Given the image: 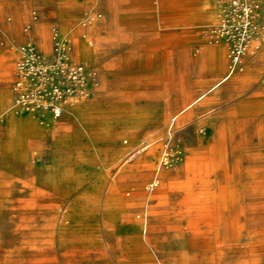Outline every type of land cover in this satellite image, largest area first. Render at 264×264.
Segmentation results:
<instances>
[{
    "label": "rangeland",
    "instance_id": "1",
    "mask_svg": "<svg viewBox=\"0 0 264 264\" xmlns=\"http://www.w3.org/2000/svg\"><path fill=\"white\" fill-rule=\"evenodd\" d=\"M256 19L227 75L218 0H0V264H264Z\"/></svg>",
    "mask_w": 264,
    "mask_h": 264
},
{
    "label": "built area",
    "instance_id": "2",
    "mask_svg": "<svg viewBox=\"0 0 264 264\" xmlns=\"http://www.w3.org/2000/svg\"><path fill=\"white\" fill-rule=\"evenodd\" d=\"M259 0H218L219 22L211 29L213 38H223L229 43L230 65L239 68V60L244 52H253L257 47L259 24L256 11ZM72 82H80L83 67L76 63L66 69ZM58 114V109L55 110Z\"/></svg>",
    "mask_w": 264,
    "mask_h": 264
},
{
    "label": "crops",
    "instance_id": "3",
    "mask_svg": "<svg viewBox=\"0 0 264 264\" xmlns=\"http://www.w3.org/2000/svg\"><path fill=\"white\" fill-rule=\"evenodd\" d=\"M216 13V9L214 7V16ZM222 47L221 45H211L209 47H205L204 49H202L201 53H206L207 55H211V57L213 58V61H217V56L218 54H220ZM75 54L79 57H83V58H88L91 57L92 53L88 52V51H82L79 50L77 48H75L74 50ZM227 77H223L220 80H217L216 82L221 83L224 79H226ZM218 85V84H217ZM211 88H213V86H211ZM203 98V93H199L198 95H196L190 102H188L186 105H184L179 112L183 111L185 108L191 106L192 104L198 102L199 100H201Z\"/></svg>",
    "mask_w": 264,
    "mask_h": 264
},
{
    "label": "bare ground",
    "instance_id": "4",
    "mask_svg": "<svg viewBox=\"0 0 264 264\" xmlns=\"http://www.w3.org/2000/svg\"><path fill=\"white\" fill-rule=\"evenodd\" d=\"M216 45H221V44H220V43H217ZM231 68H232V67L230 66V69L227 71V75H229V74L231 73V71L233 70V69H231ZM227 75H226V77H228Z\"/></svg>",
    "mask_w": 264,
    "mask_h": 264
}]
</instances>
